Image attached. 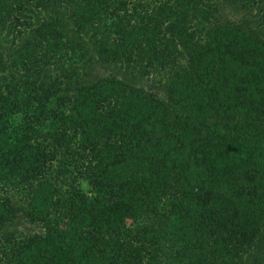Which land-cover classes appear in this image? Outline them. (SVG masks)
<instances>
[{
    "label": "trees",
    "instance_id": "trees-1",
    "mask_svg": "<svg viewBox=\"0 0 264 264\" xmlns=\"http://www.w3.org/2000/svg\"><path fill=\"white\" fill-rule=\"evenodd\" d=\"M0 264H264V0H0Z\"/></svg>",
    "mask_w": 264,
    "mask_h": 264
},
{
    "label": "rangeland",
    "instance_id": "rangeland-1",
    "mask_svg": "<svg viewBox=\"0 0 264 264\" xmlns=\"http://www.w3.org/2000/svg\"><path fill=\"white\" fill-rule=\"evenodd\" d=\"M236 16H239V15H236ZM93 71L95 74H100V75L105 76L108 73L107 71H111V69L105 70V68L99 66V67H96ZM136 84H137V86H141L144 89L150 90L151 92L156 93L158 96L163 97L162 92L159 90L160 84H158L157 81L154 84L153 83L151 84V82H149V81L142 80V81L137 82ZM22 228L26 231H38L39 230L38 227L29 225V224H25V226L23 225Z\"/></svg>",
    "mask_w": 264,
    "mask_h": 264
}]
</instances>
